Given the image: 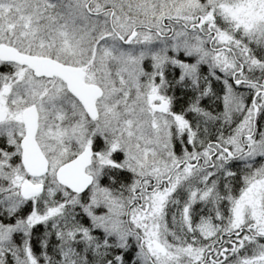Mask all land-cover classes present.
I'll list each match as a JSON object with an SVG mask.
<instances>
[{
  "label": "snow or ice",
  "instance_id": "obj_1",
  "mask_svg": "<svg viewBox=\"0 0 264 264\" xmlns=\"http://www.w3.org/2000/svg\"><path fill=\"white\" fill-rule=\"evenodd\" d=\"M0 264H264V0H0Z\"/></svg>",
  "mask_w": 264,
  "mask_h": 264
}]
</instances>
